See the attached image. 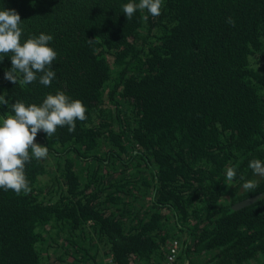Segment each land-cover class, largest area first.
Masks as SVG:
<instances>
[{
  "label": "trees",
  "instance_id": "16d2710c",
  "mask_svg": "<svg viewBox=\"0 0 264 264\" xmlns=\"http://www.w3.org/2000/svg\"><path fill=\"white\" fill-rule=\"evenodd\" d=\"M128 2L0 0L22 42L49 34L57 52L50 87L5 80V57L0 95L39 105L62 91L88 117L38 133L49 155L26 164L30 193L0 189V264H163L169 241L179 264L264 255V177L248 167L264 161V0H164L130 20Z\"/></svg>",
  "mask_w": 264,
  "mask_h": 264
},
{
  "label": "clouds",
  "instance_id": "9594fccd",
  "mask_svg": "<svg viewBox=\"0 0 264 264\" xmlns=\"http://www.w3.org/2000/svg\"><path fill=\"white\" fill-rule=\"evenodd\" d=\"M164 0H139V3L128 2L122 5L127 19H132L137 10H146L152 17L162 13ZM148 16H144L147 20ZM235 27V21L229 17L226 21ZM22 19L15 9L0 7V61L5 57L11 58V69L6 70L4 79L23 85L39 82L50 87L56 77L52 70L57 52L49 46L54 37L41 33L22 37ZM6 92L0 95V105H6L14 115H7L0 121V189L11 190L16 195L31 192L30 183L26 176V164L33 158L47 159L49 149L36 142L39 132L52 137L58 128L67 127L69 133L76 130L77 121L87 120V108L80 100L70 98L62 91L48 94L41 104H28L15 101L9 103L5 99ZM248 167L256 176L264 177V161L252 159ZM236 169H226V179L234 181ZM240 179H244L243 176ZM245 191H254L258 187L256 180H247L242 185Z\"/></svg>",
  "mask_w": 264,
  "mask_h": 264
},
{
  "label": "built area",
  "instance_id": "2783aa9c",
  "mask_svg": "<svg viewBox=\"0 0 264 264\" xmlns=\"http://www.w3.org/2000/svg\"><path fill=\"white\" fill-rule=\"evenodd\" d=\"M179 255V245L176 241H169L167 244V253L163 264H177ZM105 264H114L113 262L107 261Z\"/></svg>",
  "mask_w": 264,
  "mask_h": 264
},
{
  "label": "flooded vegetation",
  "instance_id": "af4514ba",
  "mask_svg": "<svg viewBox=\"0 0 264 264\" xmlns=\"http://www.w3.org/2000/svg\"><path fill=\"white\" fill-rule=\"evenodd\" d=\"M224 197H226V196H224ZM196 258L200 259L201 257H197V256H193V255L191 256L190 255L189 259H187V261L185 260L183 264H198L196 262V260H197ZM177 264H179V262ZM251 264H264V255L263 256H258L256 262L253 261V262H251Z\"/></svg>",
  "mask_w": 264,
  "mask_h": 264
},
{
  "label": "water",
  "instance_id": "95a60500",
  "mask_svg": "<svg viewBox=\"0 0 264 264\" xmlns=\"http://www.w3.org/2000/svg\"><path fill=\"white\" fill-rule=\"evenodd\" d=\"M256 200H257V197H252V198L242 200L241 202H238L237 204L233 205V208L239 209V208L245 207V206L255 202ZM186 261H187V259H186Z\"/></svg>",
  "mask_w": 264,
  "mask_h": 264
},
{
  "label": "crops",
  "instance_id": "0c3cea01",
  "mask_svg": "<svg viewBox=\"0 0 264 264\" xmlns=\"http://www.w3.org/2000/svg\"><path fill=\"white\" fill-rule=\"evenodd\" d=\"M196 259H197V258H196ZM202 260H203V257H201L200 259H197L196 262L199 264V263L202 262ZM181 263L183 264V263H184V260H183Z\"/></svg>",
  "mask_w": 264,
  "mask_h": 264
}]
</instances>
